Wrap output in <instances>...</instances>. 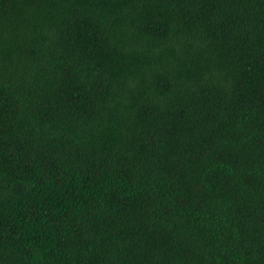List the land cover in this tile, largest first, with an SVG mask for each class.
<instances>
[{
  "label": "trees",
  "instance_id": "trees-1",
  "mask_svg": "<svg viewBox=\"0 0 264 264\" xmlns=\"http://www.w3.org/2000/svg\"><path fill=\"white\" fill-rule=\"evenodd\" d=\"M0 264H264V0H0Z\"/></svg>",
  "mask_w": 264,
  "mask_h": 264
}]
</instances>
